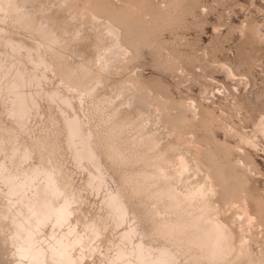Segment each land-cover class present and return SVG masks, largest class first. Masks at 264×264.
<instances>
[{"label": "bare ground", "instance_id": "1", "mask_svg": "<svg viewBox=\"0 0 264 264\" xmlns=\"http://www.w3.org/2000/svg\"><path fill=\"white\" fill-rule=\"evenodd\" d=\"M9 3L13 7L7 9V16L0 14V164L19 185L26 186L22 191L28 192V196L20 198L16 209L22 220L30 218L27 205L37 202L36 191L43 192L45 177L34 175L37 167L49 172L54 169L59 188L76 197L68 220L76 235L67 237V225L53 229V219L39 228L36 240L45 243H38L37 247L47 249V242L55 233L57 239L66 237L71 258L77 264L93 261L95 254L107 261L117 251L125 264L129 261L140 264L142 260L155 262L165 258L162 253L175 264H264V252L253 253L251 248L256 244L253 232L257 229L248 197L232 204L230 211H222L218 205L212 152L209 155L192 133L183 136L179 130L173 135L177 127L169 128L167 118L157 105L147 104L150 113L136 111L135 116H130L127 111L136 99L131 83L120 84L114 100L105 102L104 110L98 109V121L103 127L91 125L88 105L99 102L98 89L108 80L111 64L132 55L125 44L123 29L103 20V32L94 34L91 44L94 58L87 64L73 67L68 64L64 51L71 42L87 38L83 31L62 44L64 41L58 42L51 31L37 23L34 14L21 11L11 0H0V5ZM11 15L15 16L16 28L34 34L31 39L24 35H20L23 39L13 37L3 28L4 19ZM92 23H98V19L92 17ZM219 66L227 77L234 79L229 66ZM238 79L246 81L243 77ZM220 87L223 89L222 85ZM57 88L71 105L62 112L41 94V89L48 93ZM187 108L196 120L198 113L194 101ZM42 109H47V114ZM107 112L110 114L105 116ZM73 117L80 121L82 135L70 143L64 120ZM34 120L35 123L41 121L39 129ZM229 126L223 123L222 129L232 131ZM254 129L264 139V120ZM237 138L243 148L237 147L238 153L245 154V150L258 147L256 137L250 139L237 134ZM169 152H174L172 158L167 156ZM241 159L236 163L245 169ZM64 162L82 176V185L75 184V171L64 167ZM128 165L141 169L132 174L119 172L116 179L108 172V168ZM90 181L95 188L90 186ZM3 192H7V188L0 185V193ZM88 195L98 199L93 217L85 216L82 210ZM141 197L147 200L145 204L140 202L143 211L130 204L131 200ZM113 198L126 210V224L117 225L112 220L106 202ZM51 203L59 207L64 201L52 199ZM6 208V198L0 194V213ZM36 211H42L38 202ZM30 223L35 227V218H31ZM93 224L99 229L98 236L88 231V226ZM129 226L134 234L125 241L122 236ZM14 231L10 221L0 220V245L9 250L11 262L18 264L14 242L9 239ZM111 232L116 233L117 240L112 258H108L110 248L106 246L104 254H100L99 248L101 238ZM81 238L83 252L79 243L72 246ZM139 249H143L142 255ZM41 259L51 264L49 254ZM180 259L184 263H180ZM0 264L3 263L0 261Z\"/></svg>", "mask_w": 264, "mask_h": 264}, {"label": "rangeland", "instance_id": "2", "mask_svg": "<svg viewBox=\"0 0 264 264\" xmlns=\"http://www.w3.org/2000/svg\"><path fill=\"white\" fill-rule=\"evenodd\" d=\"M11 1L21 11L34 14L37 23L51 31L58 42L64 41L62 44L83 31L87 38L71 42L64 51L73 67L94 58L91 44L94 34L103 32V20L121 27L132 55L111 64L108 80L98 89L99 102L88 105L91 125L103 127L98 121V109L104 110L105 102L114 100L120 84L131 83L136 99L127 111L130 116H135L136 111L150 113L147 104L157 105L169 128L177 127L173 135L180 131L183 136L192 133L209 155L212 152L218 205L222 211H230L232 204L248 197L257 229L253 232L256 244L251 248L253 253L264 252V139L254 129L264 120V0ZM92 17L98 23H92ZM14 20L13 15L5 18L3 28L13 37L23 39L20 35H24L31 39L34 34L16 28ZM219 64L229 66L234 79L227 77ZM241 77L247 82L238 79ZM193 101L198 110L196 120L187 108ZM42 110L47 114V109ZM35 121L39 129L41 121ZM223 123L230 125L232 131L223 130ZM237 134L250 139L256 137L258 147L245 150V154L238 153L236 148H243ZM173 154L169 152L167 156L172 158ZM238 159L245 163V169L238 167ZM63 165L75 171L68 162ZM140 169L128 165L108 168V172L116 179L119 172L132 174ZM73 177L75 184L82 185V176L77 171ZM140 202L145 204L147 200L136 198L130 204L143 211ZM96 209L98 199L88 195L82 206L85 216L93 217ZM116 240V233L105 234L100 240V254L108 246V258H112ZM10 257L9 250L0 245V261L13 264ZM100 262L106 264L104 258L95 254V259L85 264ZM180 263H184L183 259Z\"/></svg>", "mask_w": 264, "mask_h": 264}, {"label": "snow or ice", "instance_id": "3", "mask_svg": "<svg viewBox=\"0 0 264 264\" xmlns=\"http://www.w3.org/2000/svg\"><path fill=\"white\" fill-rule=\"evenodd\" d=\"M13 7L10 3L0 5V14L7 16V9ZM11 94V93H10ZM41 94L46 96L47 100L51 104H55L58 110L70 108L69 102L60 94L58 88L55 91L44 93L41 89ZM83 103V101H82ZM23 116H21V119ZM64 126L67 130L69 142H73L81 138V124L80 121L74 117L71 119L65 118ZM77 159L80 158V154L77 153ZM27 159V156L25 157ZM94 159V158H93ZM35 176H43L45 180L43 183V192L39 190L35 193L36 201L39 203L42 211L37 212V202L30 203L27 205L30 218L21 219V213L17 211L18 205L21 203V197H27L28 192L22 191L26 186L19 185L16 179L8 173L7 169L3 164H0V185L7 188V192L2 194L7 201V208L4 213H0V220L11 223V227L15 230L9 239L13 240V247L15 248L14 255L16 256L18 264H24L28 261V264H49L47 260L41 259L45 254L51 256V264H77V261L71 258V248L66 242V237L61 236L59 239L56 238L55 233L49 238L47 242V249L37 247V244H43V241L36 240V234L39 228L53 219L55 222L52 224L53 229L60 227L63 228L67 225L68 233L67 237L75 236L72 226L68 224V220L71 217V206L75 202V194L69 195L68 193L62 191L55 181V170L51 172L37 167L34 170ZM90 186L95 188V184L91 183ZM28 191L31 192L32 188L29 187ZM42 197V198H41ZM63 200L64 203L59 207H54L51 200ZM109 214L112 220L117 225H123L127 223V212L120 205L119 201L115 198L108 200L107 202ZM35 218V227L30 223V219ZM27 225V227H26ZM88 231L95 235H99V229L95 224L88 226ZM134 234V229L129 226L127 232L122 236L125 241L130 240ZM23 237V238H22ZM83 238L79 241H74L72 246L79 243L81 246V251L83 252ZM136 249H134L135 252ZM140 254H143V249H139ZM165 258L151 262V261H141L140 264H175V262L169 258H166V253H162ZM106 264H125L122 254L117 251L112 259L106 261ZM128 264H131L129 261Z\"/></svg>", "mask_w": 264, "mask_h": 264}]
</instances>
